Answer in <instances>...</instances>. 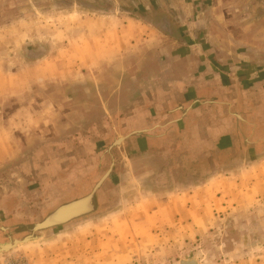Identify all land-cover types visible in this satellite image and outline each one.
Wrapping results in <instances>:
<instances>
[{"label":"rangeland","instance_id":"obj_1","mask_svg":"<svg viewBox=\"0 0 264 264\" xmlns=\"http://www.w3.org/2000/svg\"><path fill=\"white\" fill-rule=\"evenodd\" d=\"M226 1L0 0V244L89 195L114 164L95 212L40 233L0 264H264L263 142H242L221 163L230 172L209 190L221 200L213 194L203 205L195 195L196 229H210L193 242L161 227L171 217L156 215L167 196L155 159L123 144L108 152L143 75L157 58L186 50L182 37L209 45L233 34L246 60L264 61V0ZM137 2L159 6L148 18L156 29L133 13ZM236 162L241 170L230 168Z\"/></svg>","mask_w":264,"mask_h":264},{"label":"crops","instance_id":"obj_2","mask_svg":"<svg viewBox=\"0 0 264 264\" xmlns=\"http://www.w3.org/2000/svg\"><path fill=\"white\" fill-rule=\"evenodd\" d=\"M234 3L235 0H228L225 6L233 7ZM172 11L177 18V11ZM178 13L185 12L179 8ZM229 23L237 25L236 20ZM190 39L193 41V37ZM169 40L170 44H177L174 39ZM210 40L209 45L205 39L199 44L183 41L180 44H187L186 50L155 60L157 69L147 70L145 81L135 90L140 94L137 105L126 106L129 111L124 114L122 135L127 138L123 142L125 150L143 153L158 164L157 174L162 178L158 187L164 190L163 194L166 192L167 199L158 205L156 215L171 217L161 227H172L178 236L185 233L191 242L210 229H196L195 195H199L197 200H203V205L208 197L212 198L214 192L209 190L215 187L220 174L227 172V166L221 163L235 156L243 148L242 142L264 143V121H260V116L264 117V61L246 60L244 41L233 34ZM245 45L253 46L252 42ZM2 132L3 128L0 135ZM3 156L1 153L0 167ZM236 163L230 168L241 170L243 165ZM179 190L181 193H177ZM218 194H214L215 198ZM4 203L1 196L2 214ZM208 220L211 223L210 217Z\"/></svg>","mask_w":264,"mask_h":264},{"label":"water","instance_id":"obj_3","mask_svg":"<svg viewBox=\"0 0 264 264\" xmlns=\"http://www.w3.org/2000/svg\"><path fill=\"white\" fill-rule=\"evenodd\" d=\"M126 137H119L114 141V143L109 147L108 152L113 149L120 147L126 140ZM114 164L111 166L110 170L101 178V180L96 184L92 192L81 199L75 200L68 204L59 207L56 211L51 213L43 221L34 225L30 234L23 237L22 239H12L9 242L0 244V255L11 252L19 246L26 245L35 242L39 239V234L45 231H49L55 228L63 227L68 223L89 215L96 211V199L99 191L102 189L111 173L113 172ZM3 231H7V228H2ZM180 264H199L197 260L184 261L182 260Z\"/></svg>","mask_w":264,"mask_h":264},{"label":"flooded vegetation","instance_id":"obj_4","mask_svg":"<svg viewBox=\"0 0 264 264\" xmlns=\"http://www.w3.org/2000/svg\"><path fill=\"white\" fill-rule=\"evenodd\" d=\"M151 1H153V0H151ZM133 11V13L134 14H140L139 15V18H141L143 21H145L146 23H148V24H154V22H151V21H149V17H151V15L154 17V15H161L160 14V12H159V6H157V4H153V3H151L150 4V6L149 7H147V6H142V5H139L138 4V2H137V4H135V6H134V9L132 10ZM154 14V15H153ZM162 17H165V16H162ZM167 18H163V21L165 22V25H167L168 24V20H166ZM168 26V25H167ZM170 31H171V29L170 28H168ZM180 32H182V31H180ZM195 37V36H194ZM193 37V41L194 42H196V43H201V37H195L194 38ZM182 39L183 40H185V41H190V42H193V41H191V39L190 38H188L187 36H185V37H182ZM184 41V42H185ZM28 58V57H27Z\"/></svg>","mask_w":264,"mask_h":264}]
</instances>
